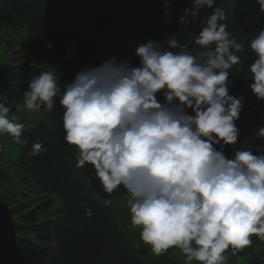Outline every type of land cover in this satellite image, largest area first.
<instances>
[{"label":"clouds","instance_id":"obj_1","mask_svg":"<svg viewBox=\"0 0 264 264\" xmlns=\"http://www.w3.org/2000/svg\"><path fill=\"white\" fill-rule=\"evenodd\" d=\"M215 2L193 0L191 15ZM256 2L264 14V0ZM225 20L216 7L201 22L192 47L176 39L167 48L149 40L136 48V66L109 57L66 83L49 67L33 75L23 92L27 110L50 112L59 99L64 140L75 148L76 167L91 165L108 195L122 186L131 226L140 230L143 244L156 256L176 247L185 264H228L252 245L253 236L264 242V145L237 148L231 157L224 153L225 146L238 143L235 122L245 99L229 94V70L240 63L234 53L243 46ZM249 48L257 57L248 65L250 89L264 100V28ZM7 103V94H0V134L25 145L26 125L9 118ZM253 137L264 141V127ZM45 151L34 143L30 155ZM93 199L101 200L100 194Z\"/></svg>","mask_w":264,"mask_h":264},{"label":"trees","instance_id":"obj_2","mask_svg":"<svg viewBox=\"0 0 264 264\" xmlns=\"http://www.w3.org/2000/svg\"><path fill=\"white\" fill-rule=\"evenodd\" d=\"M216 7L223 9V22L243 46V51L234 53L240 63L229 70V94L245 98L235 122L240 135L236 145L225 146L224 153L231 157L237 148L255 149L264 145L253 137L254 130L264 127V100L252 93L248 71L257 58L249 41L264 28V14L256 0H216L212 8L201 7L195 17L193 0H0V33L26 32L20 47L23 61L0 66V94H7L9 108L23 105L31 77L49 67L66 83L83 68L98 66L109 57L136 66L135 50L149 40L167 48L168 41L176 39L192 47L201 22ZM181 17L191 22L181 23ZM157 99L164 102L161 93ZM40 113L42 119L23 135L27 143L18 146L15 166L21 180L46 198L32 208L16 200L11 189H0V212L14 206L6 213L13 218L0 224V264H185L186 257L176 247L156 256L143 244L140 230L131 226L122 186L108 195L91 165L76 167L75 148L64 140L59 99L52 111L40 109ZM34 143L47 151L30 155ZM9 180L0 175L3 185L14 188ZM97 193L101 200L93 199ZM105 199L112 201L110 206L103 205ZM55 201L60 210L49 217ZM251 239L252 245L228 264H264V242L255 236Z\"/></svg>","mask_w":264,"mask_h":264},{"label":"rangeland","instance_id":"obj_3","mask_svg":"<svg viewBox=\"0 0 264 264\" xmlns=\"http://www.w3.org/2000/svg\"><path fill=\"white\" fill-rule=\"evenodd\" d=\"M26 35L25 31L18 33H12L8 30H4L0 33V66L4 64H19L23 61L24 52L21 50V42ZM13 116L17 117V122L24 123L26 125L23 135L29 132L34 125L42 119L40 110H27L24 105H16L10 107L9 118ZM18 146L13 139L7 134H0V175H6L11 181V185L8 183L6 186L0 182V189H11L16 200L24 204L35 207L46 197L38 194L34 188L28 186L21 180V173L15 166V162L18 159ZM6 182V181H5ZM3 195V191L0 193ZM14 206L6 209V212H0V224L4 223L7 218L10 217L6 214ZM60 210V205L55 201V208L51 211L49 217L55 216ZM150 257V256H149ZM150 257V260H153ZM193 264V262H192Z\"/></svg>","mask_w":264,"mask_h":264}]
</instances>
